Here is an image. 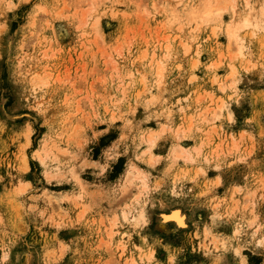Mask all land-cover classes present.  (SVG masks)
<instances>
[{
	"label": "rangeland",
	"instance_id": "rangeland-1",
	"mask_svg": "<svg viewBox=\"0 0 264 264\" xmlns=\"http://www.w3.org/2000/svg\"><path fill=\"white\" fill-rule=\"evenodd\" d=\"M196 1L0 0V264H264V28L240 29L239 51L227 30L245 0L199 24ZM38 148L63 177L46 178ZM132 166L147 175L137 203ZM141 205L147 222L110 230ZM175 208L185 226L164 219Z\"/></svg>",
	"mask_w": 264,
	"mask_h": 264
},
{
	"label": "bare ground",
	"instance_id": "bare-ground-1",
	"mask_svg": "<svg viewBox=\"0 0 264 264\" xmlns=\"http://www.w3.org/2000/svg\"><path fill=\"white\" fill-rule=\"evenodd\" d=\"M177 1L179 3V2H181L183 0H177ZM235 2H236V0H235ZM245 3L246 4L244 5L245 6L244 7V9H245L244 10L245 11L244 15L241 16L240 18L238 17L239 19L237 18L238 20L232 22L233 24L230 23V25L228 26V30H227L228 31L227 33H228L229 42L233 43V44H236L238 49H239V51H241V49L243 47L242 37L238 33V31L240 29H242V28H251V27L255 28V29L264 28V6L263 7H261V6L259 7V6H256V5L252 6L251 3H250V0H245ZM230 5L235 8L234 0H198V1H196V4L191 5L189 7V9H187L188 11H186L187 15H188V20H189V22L197 21L198 24L200 22L211 23L212 21L215 20L214 17H217V15L221 17L223 11L225 10V6H226V9H227ZM175 6H177V5H175ZM161 7H163V6H161ZM175 12L177 14V11H175ZM178 13H179V11H178ZM235 15H237V14H235ZM174 19H176V18H174ZM82 21H83V19H82ZM97 21L95 23H97ZM231 54H233V53H230V55ZM153 56H154V53L152 54V57ZM165 56H166V54H165ZM150 60H152V59H150ZM153 74L155 75L154 81L156 82L157 86L160 87L162 85V83L164 82V77H165V67H164V61L162 59L157 61V65H155ZM40 81H41V76L38 73L34 74V77L32 78V84L35 86L38 83L40 84ZM150 98H151L150 100L155 99L154 96L150 97ZM201 112L204 113L203 111H201ZM205 112H206V110H205ZM206 113H204V114H206ZM206 117H209V116H206ZM187 131H188V128H185L183 126H179L177 128V130H176V133H177V135L179 137H181L180 134L184 135V133L187 132ZM157 133H158L157 130L152 129V130H149L148 135L146 134L147 135L146 136V141L149 143V147L147 149L150 152V156H149L150 161H154V160H156L158 158V154H155L153 151H151V149H153L152 146H154ZM148 151H147V153H149ZM33 154H34V157L38 161H40V162L42 161V165L45 167L44 173H45V176H46V178L48 180L56 179L58 177L60 179L61 177L64 176L65 173H63L61 171V163L59 162L58 158H53L52 159V161H54L56 164H53V163H52L53 165L49 164V165H51V167L47 165L46 159L49 157V154H48V151L45 148L35 149ZM172 155L175 158L182 157V158H184V159H186L188 161H193L195 159L194 155H192L191 152H189L188 149L186 147H184L183 145H181L180 143H177L173 147ZM24 168H26V170L28 168V163H27V160H26V156H24ZM70 171L72 172V174L76 173L73 169L70 170ZM75 177L77 179V182L80 185H82L81 182H83V181H81V178L79 176H75ZM133 177L141 180V182H142L140 184L142 189H139L138 196L136 197V200H135V202L137 203L139 201L140 197H141V194H142L143 190H145V188L147 186V184H146L147 175H146L145 171H143L140 168H137L135 166H132V168L128 169V171L126 172L125 179L130 180ZM28 183H22V185H29ZM83 195L81 193L77 194L78 197H82ZM131 207L132 206H129V207L125 208L121 212L120 217H116V216H112L111 217L110 222H109L110 230L111 229L113 230L114 225L117 223V221L119 222L118 219H120V218L125 219V220H129V219L134 220L137 224L140 223V222H147V213H146V210H145V205H141L140 208H137V213L136 214H132V215H130V213H131V211L133 209ZM163 215H164V219L166 221H175L176 224L179 225V226H185L186 225V216L181 211V209H179V208L172 209L168 213H165V214L163 213ZM119 248H121L124 251L125 244L124 243H120ZM153 255H154L153 253H151V256H149V254H148L147 255V260H151L153 258ZM124 262H125V264H136L137 263L136 259L133 256H130L128 259H126V261L124 260Z\"/></svg>",
	"mask_w": 264,
	"mask_h": 264
},
{
	"label": "snow or ice",
	"instance_id": "snow-or-ice-1",
	"mask_svg": "<svg viewBox=\"0 0 264 264\" xmlns=\"http://www.w3.org/2000/svg\"><path fill=\"white\" fill-rule=\"evenodd\" d=\"M225 10H226V6H225ZM41 11H42V10H41ZM237 55L239 56L240 53H237ZM219 66H220V65H218V64H210V65H208L209 69H212V68H214V67H219ZM177 67H179V65H178ZM194 67H195V65H194ZM256 67H257V65L250 64V67H249V68H246V69H244V70H245V71H248V70H250L251 68H256ZM260 67H261V68H264V64L260 65ZM236 76H237V73H235V72L230 73V78L232 79V83L229 84L228 87H230V88L233 90V94H234V95H239L240 93H238V92L236 91V84H237V82H238L237 79H236ZM229 99H231V97H229ZM225 106H226V105H225ZM228 119L231 120V119H232V116L229 115V116H228ZM29 131H30V129H29ZM25 146H26V145H25ZM41 163H42V161H41ZM21 171H26V168H23V167H22V168H21ZM214 183H215V184L220 183V178L217 177L216 180L214 181ZM28 187H29V185H21V186H20V191H24V190L27 189ZM56 226L59 227V226H61V225H56ZM261 243L264 244V241H261ZM65 247H66V245H61V250H63ZM148 254H149V256H151V251H149ZM236 255H237V257L240 256V253H239L238 250H237V252H236ZM5 259H6V257H5ZM169 264H172V257H169ZM221 264H229V261H228V260L221 261ZM240 264H245V262L243 261V259L240 260Z\"/></svg>",
	"mask_w": 264,
	"mask_h": 264
}]
</instances>
